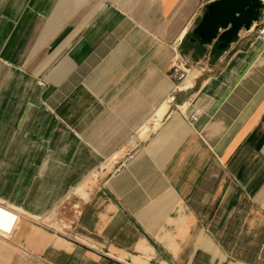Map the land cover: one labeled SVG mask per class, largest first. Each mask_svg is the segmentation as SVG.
Wrapping results in <instances>:
<instances>
[{"label": "crops", "instance_id": "crops-1", "mask_svg": "<svg viewBox=\"0 0 264 264\" xmlns=\"http://www.w3.org/2000/svg\"><path fill=\"white\" fill-rule=\"evenodd\" d=\"M213 1L0 0V264H264V44L194 42Z\"/></svg>", "mask_w": 264, "mask_h": 264}, {"label": "water", "instance_id": "water-1", "mask_svg": "<svg viewBox=\"0 0 264 264\" xmlns=\"http://www.w3.org/2000/svg\"><path fill=\"white\" fill-rule=\"evenodd\" d=\"M263 0H215L205 6L192 40L200 46L215 44L225 50L242 30L249 31L260 19Z\"/></svg>", "mask_w": 264, "mask_h": 264}, {"label": "built area", "instance_id": "built-area-1", "mask_svg": "<svg viewBox=\"0 0 264 264\" xmlns=\"http://www.w3.org/2000/svg\"><path fill=\"white\" fill-rule=\"evenodd\" d=\"M253 28L255 29L254 30L255 39L264 44V16H263V12L260 15L259 21L256 23H253L250 30H252ZM194 119H195V116H192L191 120H194ZM130 159H131V157H130Z\"/></svg>", "mask_w": 264, "mask_h": 264}, {"label": "bare ground", "instance_id": "bare-ground-1", "mask_svg": "<svg viewBox=\"0 0 264 264\" xmlns=\"http://www.w3.org/2000/svg\"><path fill=\"white\" fill-rule=\"evenodd\" d=\"M15 219L16 217H14L10 212L0 209V227L10 229L12 226L13 229L15 225Z\"/></svg>", "mask_w": 264, "mask_h": 264}, {"label": "rangeland", "instance_id": "rangeland-1", "mask_svg": "<svg viewBox=\"0 0 264 264\" xmlns=\"http://www.w3.org/2000/svg\"><path fill=\"white\" fill-rule=\"evenodd\" d=\"M127 159H130V157H127ZM0 161H3V160H0ZM95 175L97 176L98 174L96 173ZM93 181H94V177H91V179L89 178V180H87V184H89L88 186H90V183Z\"/></svg>", "mask_w": 264, "mask_h": 264}]
</instances>
